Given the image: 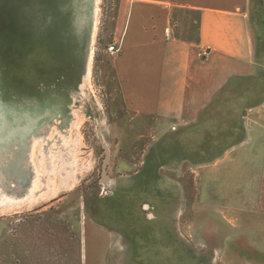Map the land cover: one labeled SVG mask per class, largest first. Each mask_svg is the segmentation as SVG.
Wrapping results in <instances>:
<instances>
[{"label":"rangeland","instance_id":"1","mask_svg":"<svg viewBox=\"0 0 264 264\" xmlns=\"http://www.w3.org/2000/svg\"><path fill=\"white\" fill-rule=\"evenodd\" d=\"M118 2L0 0V170L24 179L0 194V264L49 197L65 264L94 261L91 225L106 264H264V72L189 122L125 119Z\"/></svg>","mask_w":264,"mask_h":264},{"label":"crops","instance_id":"2","mask_svg":"<svg viewBox=\"0 0 264 264\" xmlns=\"http://www.w3.org/2000/svg\"><path fill=\"white\" fill-rule=\"evenodd\" d=\"M116 9L121 33L111 67L128 112L125 119L189 122L225 86L264 72V0H119ZM22 181L13 183L0 170V194L11 196L5 200L18 199ZM52 186L59 185L55 181ZM51 198L30 226H22L17 236L1 238L10 246L3 252L8 264L12 257L20 264H65L66 242L57 224L62 223L63 202L50 203ZM79 225L84 246L88 232ZM94 227L93 238L100 242L91 248L90 264H106L99 252L95 258L96 250L105 246ZM72 264H79V257Z\"/></svg>","mask_w":264,"mask_h":264},{"label":"built area","instance_id":"3","mask_svg":"<svg viewBox=\"0 0 264 264\" xmlns=\"http://www.w3.org/2000/svg\"><path fill=\"white\" fill-rule=\"evenodd\" d=\"M108 50L109 51H117L118 50V46H115L114 44H110L108 46Z\"/></svg>","mask_w":264,"mask_h":264},{"label":"water","instance_id":"4","mask_svg":"<svg viewBox=\"0 0 264 264\" xmlns=\"http://www.w3.org/2000/svg\"><path fill=\"white\" fill-rule=\"evenodd\" d=\"M106 164L103 166V169L105 168Z\"/></svg>","mask_w":264,"mask_h":264},{"label":"trees","instance_id":"5","mask_svg":"<svg viewBox=\"0 0 264 264\" xmlns=\"http://www.w3.org/2000/svg\"><path fill=\"white\" fill-rule=\"evenodd\" d=\"M233 82H231L230 84H232ZM215 97H217V95L215 96Z\"/></svg>","mask_w":264,"mask_h":264}]
</instances>
